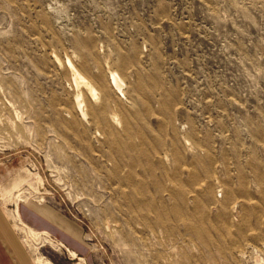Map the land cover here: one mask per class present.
I'll list each match as a JSON object with an SVG mask.
<instances>
[{
    "label": "rangeland",
    "instance_id": "374dc122",
    "mask_svg": "<svg viewBox=\"0 0 264 264\" xmlns=\"http://www.w3.org/2000/svg\"><path fill=\"white\" fill-rule=\"evenodd\" d=\"M0 201L32 264H264V0H0Z\"/></svg>",
    "mask_w": 264,
    "mask_h": 264
},
{
    "label": "crops",
    "instance_id": "0c3cea01",
    "mask_svg": "<svg viewBox=\"0 0 264 264\" xmlns=\"http://www.w3.org/2000/svg\"><path fill=\"white\" fill-rule=\"evenodd\" d=\"M47 207V206H46ZM20 220L25 226L37 231L51 233L69 247L85 254L88 249L80 228L60 213L47 208H34L20 202L16 206ZM89 264H95L88 256ZM33 257L0 201V264H32Z\"/></svg>",
    "mask_w": 264,
    "mask_h": 264
},
{
    "label": "bare ground",
    "instance_id": "6f19581e",
    "mask_svg": "<svg viewBox=\"0 0 264 264\" xmlns=\"http://www.w3.org/2000/svg\"><path fill=\"white\" fill-rule=\"evenodd\" d=\"M67 67H68V70L70 71V73L72 74L74 81L79 79V80H81V83H83L86 87H90L89 83L86 82L85 80H83V78L77 73V70L75 69V67L71 63H68ZM111 84H112V86H115V88L118 90L121 87V83L115 77H112ZM76 108L79 111L81 117L84 118L85 114L82 112L81 104H80L78 98H76Z\"/></svg>",
    "mask_w": 264,
    "mask_h": 264
}]
</instances>
